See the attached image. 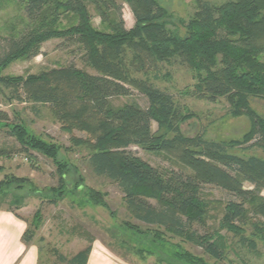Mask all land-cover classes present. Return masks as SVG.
I'll return each mask as SVG.
<instances>
[{
	"label": "trees",
	"instance_id": "trees-1",
	"mask_svg": "<svg viewBox=\"0 0 264 264\" xmlns=\"http://www.w3.org/2000/svg\"><path fill=\"white\" fill-rule=\"evenodd\" d=\"M20 1L24 28L9 39L0 70L15 60L40 56L41 46L50 40H64L81 48L84 64L94 74L69 66L26 78L0 77L2 89L17 101L49 106L58 120L88 134L93 141H85L92 150L88 158L92 172L118 186L126 210L137 222L192 240L204 254L222 262L220 237L192 231L194 225L204 224L202 188L212 185L234 199L224 204L222 227L239 230L243 248L256 244L240 227H250L252 235L264 242V160L228 152L250 142L264 150V119L248 104L251 97L264 100V0L220 5L198 1L195 14L183 23V37L168 28L166 11L155 0H119L132 14L134 26L129 30L118 0ZM90 9L102 29L93 26ZM172 60L193 73L194 94L212 102L225 98L233 116L248 117L251 130L243 143L180 134L184 116L173 98L134 77ZM134 91L146 99L145 109L136 103L114 105L113 100L128 99ZM7 121L0 113V122ZM153 123L171 137L153 132ZM26 134L17 126L11 136L22 146L55 156L52 147L27 140ZM132 146L173 155L191 173H162L134 156ZM27 235L28 231L26 243ZM91 251L88 246L70 259L57 257L63 264H87Z\"/></svg>",
	"mask_w": 264,
	"mask_h": 264
},
{
	"label": "rangeland",
	"instance_id": "rangeland-1",
	"mask_svg": "<svg viewBox=\"0 0 264 264\" xmlns=\"http://www.w3.org/2000/svg\"><path fill=\"white\" fill-rule=\"evenodd\" d=\"M167 14L168 28L183 37V23L197 11L198 1L220 5L229 0H155ZM125 28L134 26L126 4L119 1ZM23 2L0 0V58L9 39L23 31ZM92 24L102 29L100 20ZM65 21V20H64ZM66 22V21H65ZM75 66L94 74L83 61V51L74 43L50 40L41 46V55L33 59H18L0 70V77L26 78L52 69ZM156 89L170 95L184 116L179 132L185 138L202 137L215 143H243L251 130L244 114L233 116L225 98L214 102L194 94L196 80L193 73L177 61L159 64L156 71L137 74ZM14 94L0 87V113L7 122H0V208L17 212L27 223L29 244L39 249L40 263L63 264L57 254L70 259L88 246L93 259L108 258L117 264H264V242L253 236L250 227H240L254 248H243L239 230L222 227L224 204L234 200L224 190L206 185L202 188L205 203L204 224L194 225L193 233H213L220 237L224 259L215 262L194 241L147 227L137 222L126 210L123 194L118 186L106 178L94 175L88 158L92 153L85 141L93 142L84 132L58 120L49 106L17 101ZM114 105L136 103L147 107L146 99L133 92L128 99L113 100ZM249 108L264 119V100L248 99ZM24 128L27 140L35 139L52 147L54 157L32 147L22 146L11 136L15 127ZM152 131L171 137L164 127L152 124ZM249 144L229 148L240 158L256 157L264 160V150ZM250 146V147H249ZM26 152H23L25 151ZM131 153L162 173H191L170 154L149 152L132 146ZM62 176V182H61ZM246 188H252L245 185ZM261 196L264 197V191ZM155 205V202H151ZM235 232V233H234Z\"/></svg>",
	"mask_w": 264,
	"mask_h": 264
},
{
	"label": "crops",
	"instance_id": "crops-1",
	"mask_svg": "<svg viewBox=\"0 0 264 264\" xmlns=\"http://www.w3.org/2000/svg\"><path fill=\"white\" fill-rule=\"evenodd\" d=\"M27 223L17 212L0 208V264H42L39 249L24 242ZM93 259L91 252L87 264H117L108 258Z\"/></svg>",
	"mask_w": 264,
	"mask_h": 264
}]
</instances>
